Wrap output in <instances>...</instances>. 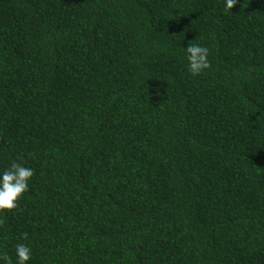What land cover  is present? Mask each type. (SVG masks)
Masks as SVG:
<instances>
[{
    "label": "trees",
    "instance_id": "1",
    "mask_svg": "<svg viewBox=\"0 0 264 264\" xmlns=\"http://www.w3.org/2000/svg\"><path fill=\"white\" fill-rule=\"evenodd\" d=\"M225 7L0 0V174L34 170L0 256L264 264V0Z\"/></svg>",
    "mask_w": 264,
    "mask_h": 264
},
{
    "label": "clouds",
    "instance_id": "2",
    "mask_svg": "<svg viewBox=\"0 0 264 264\" xmlns=\"http://www.w3.org/2000/svg\"><path fill=\"white\" fill-rule=\"evenodd\" d=\"M237 0H226L224 11H231ZM209 49L198 44L189 43L186 47V59L188 61V71L193 75H199L211 67L208 60ZM34 170L23 166L21 163L13 162L11 166L0 174V213L11 212L18 206V201L28 190L29 180L33 177ZM3 221H0V225ZM27 239V233L23 234ZM16 255L18 264H26L31 258V249L25 244L16 245ZM5 264H11L8 255L0 256Z\"/></svg>",
    "mask_w": 264,
    "mask_h": 264
}]
</instances>
